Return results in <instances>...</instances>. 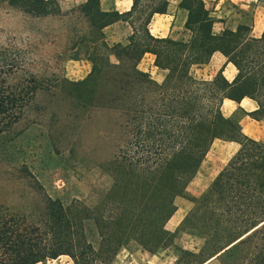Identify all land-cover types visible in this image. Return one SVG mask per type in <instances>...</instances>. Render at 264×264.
<instances>
[{"label":"trees","instance_id":"1","mask_svg":"<svg viewBox=\"0 0 264 264\" xmlns=\"http://www.w3.org/2000/svg\"><path fill=\"white\" fill-rule=\"evenodd\" d=\"M1 1L33 16L59 11L53 0ZM169 3L133 0L123 13L103 10L101 0L81 6L99 36L92 40L91 72L73 84L83 87L78 98L84 104L120 113V142L110 161L114 185L94 208L80 199L66 206L46 196L41 223L0 204V264H39L62 256L74 264H113L132 241L154 253L174 244L180 231L204 243L198 251L182 249L177 264H264V141L246 135L223 112L225 99L249 97L258 104L249 115L264 121V31L255 36L251 25L241 24L215 33L205 0H180L190 38H157L149 25ZM118 21L133 30L127 42L110 44L103 30ZM217 51L237 69L232 82L223 70L213 78L193 73ZM147 53L166 72L163 82L139 67ZM23 63L20 49L0 48V133L24 118L40 88L33 76L19 78ZM216 140L240 146L173 232L167 223L178 209L176 198L185 195ZM91 221L98 245L89 238Z\"/></svg>","mask_w":264,"mask_h":264},{"label":"rangeland","instance_id":"2","mask_svg":"<svg viewBox=\"0 0 264 264\" xmlns=\"http://www.w3.org/2000/svg\"><path fill=\"white\" fill-rule=\"evenodd\" d=\"M53 1L59 11L33 16L0 0V48L20 49L24 63L19 78L33 76L40 87L24 118L0 133V204L37 223L44 220L46 196L59 198L66 206L75 199L98 206L114 185L110 161L115 159L120 142V113L84 104L78 98L83 87L73 84L91 72L92 40L98 32L82 12L83 4ZM175 1L170 0L172 5ZM205 2L215 19V32L235 30L241 24L256 26L255 35L264 30V0ZM112 28H117L121 42H127L132 32L127 22L118 21ZM180 37L189 39L190 33L185 31ZM211 64L203 66L205 70L194 67V75L206 78L214 62ZM140 67L152 71L153 76L160 72L149 55ZM235 152L233 143L214 142L185 195L176 198L178 209L167 223L169 230H177L194 207V198L205 192ZM88 234L98 245L93 221L88 224ZM203 243V238L184 231L176 234L174 244L154 253L132 241L119 250L113 264H177L182 249L198 251ZM39 264L74 263L62 256Z\"/></svg>","mask_w":264,"mask_h":264},{"label":"crops","instance_id":"3","mask_svg":"<svg viewBox=\"0 0 264 264\" xmlns=\"http://www.w3.org/2000/svg\"><path fill=\"white\" fill-rule=\"evenodd\" d=\"M73 1L75 0H72V2ZM76 2L85 4L87 0H76ZM179 3L180 0H176L174 5H172V3L170 2L166 13H157L153 16L151 23L149 25L150 32L153 36L157 38L172 37L175 39H179L181 38L180 36H183L185 34V31L188 32V30L185 28L188 12L187 10L181 8L179 6ZM132 5H133V0H101V8L105 11H119L123 13L129 11ZM116 23L117 22L107 26L103 30L104 33L107 35L106 40L110 44H114L122 41V38L119 37L117 34L118 32L117 28H112L113 26H115ZM253 28H256V26L253 25ZM131 29L133 30L132 27ZM224 29L226 28H222V31ZM222 31L219 32L214 31V32L220 33ZM263 31H261V33ZM261 33L258 35L255 34L253 35L260 36ZM148 55L151 56V59L153 61V66L156 69H159L154 64L155 56L151 53H147L145 57ZM212 61L214 62L213 68L209 72V74H207L206 78H213L220 70H223L225 77L230 82H232L235 79L237 75V69L233 63L228 61L225 55H223L219 51L215 52L211 57L209 64L205 66L210 65ZM141 69L144 71H148L152 75V71H150L149 69H143V68ZM197 69L205 70L206 68L202 67ZM159 70L160 72L157 73V76L152 75V77L158 82H163L166 77V72L161 69ZM257 108H258L257 102L249 97H245L244 99H242L241 102H236L231 99H225L223 104V112L225 116L231 117L236 122H238L241 125L242 130L246 135L256 140L264 141V121L255 120L249 115V113L255 111ZM228 142L235 144L236 151L238 150L240 146L239 143L235 141H228Z\"/></svg>","mask_w":264,"mask_h":264}]
</instances>
